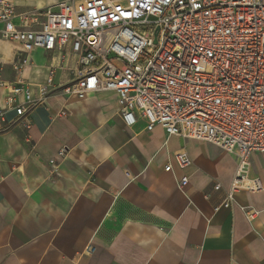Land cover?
Returning <instances> with one entry per match:
<instances>
[{
  "label": "crops",
  "instance_id": "obj_1",
  "mask_svg": "<svg viewBox=\"0 0 264 264\" xmlns=\"http://www.w3.org/2000/svg\"><path fill=\"white\" fill-rule=\"evenodd\" d=\"M5 1L19 24L23 15L85 0ZM2 31L0 23V264H264L259 154L250 157V174L261 191H237L224 208L232 155L168 137L160 126L147 131L141 119L126 127L114 91L64 95L78 69L70 47L62 56L27 53ZM19 79L31 104L17 119L12 108L23 100L8 105L7 97ZM178 152L191 160L184 170L174 163ZM248 210L257 212L251 222Z\"/></svg>",
  "mask_w": 264,
  "mask_h": 264
},
{
  "label": "built area",
  "instance_id": "obj_2",
  "mask_svg": "<svg viewBox=\"0 0 264 264\" xmlns=\"http://www.w3.org/2000/svg\"><path fill=\"white\" fill-rule=\"evenodd\" d=\"M15 19L13 5L0 0L2 37L27 53L62 56L70 47L78 69L62 85L64 95L84 99L114 91L126 127L141 119L147 131L160 126L168 137L232 155L236 169L222 207L232 205L237 191H261L250 157L257 153L264 161V0H85L60 3L56 13L23 15L19 24ZM16 98L23 100L12 108L20 119L31 104L20 79L7 104ZM173 159L180 170L191 164L183 152ZM49 165L53 170L54 161ZM186 184L183 176L179 188ZM245 215L251 222L257 212Z\"/></svg>",
  "mask_w": 264,
  "mask_h": 264
}]
</instances>
